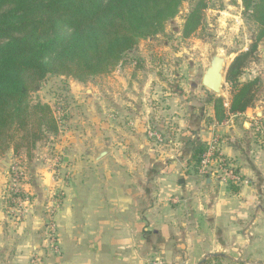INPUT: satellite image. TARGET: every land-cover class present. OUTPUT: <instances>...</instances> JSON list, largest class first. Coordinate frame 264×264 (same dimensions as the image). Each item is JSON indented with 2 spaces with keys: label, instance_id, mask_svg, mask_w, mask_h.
<instances>
[{
  "label": "crops",
  "instance_id": "obj_1",
  "mask_svg": "<svg viewBox=\"0 0 264 264\" xmlns=\"http://www.w3.org/2000/svg\"><path fill=\"white\" fill-rule=\"evenodd\" d=\"M262 83L253 107L217 122L212 92L201 81L189 83L198 97H181L179 105L168 83L149 81L136 91V160L122 154L128 152L122 145L104 147L113 139L104 126H78L56 148L65 149L62 164H55L56 150L47 153L56 165L47 171L48 183L60 194L26 212L4 197L7 171L0 166V264H27L29 239L50 218L60 249L48 264H264ZM212 132L240 182L199 174L194 152ZM102 149L107 153L95 160ZM9 161L0 155L6 168ZM49 205L52 212L45 210Z\"/></svg>",
  "mask_w": 264,
  "mask_h": 264
},
{
  "label": "rangeland",
  "instance_id": "obj_2",
  "mask_svg": "<svg viewBox=\"0 0 264 264\" xmlns=\"http://www.w3.org/2000/svg\"><path fill=\"white\" fill-rule=\"evenodd\" d=\"M197 1L183 0L173 18L165 21L154 36L140 39L122 55L110 72L91 77L85 82L69 76L48 74L39 88L30 93L31 102H46L51 106L59 130L57 134H49L38 141L29 157L24 149L11 156L6 155L10 149L0 154L2 158L10 160L8 168L0 163L1 170L7 171L4 197L9 198L10 207H17L12 200L26 198L31 205L40 199H53L60 194L61 190L48 183L51 176L47 171L56 168V165L52 166L47 153L56 150L55 164H62L65 149L56 148L62 145L60 143L66 144L67 135L78 126L92 125L98 131L104 126L113 135V139L104 141V147L122 145L128 150L122 154L136 160V91L144 90L145 84L157 80L170 85L166 90L177 99L176 104L179 105L181 97L193 102L198 97V90L190 84L201 81L208 65L206 54L212 47L225 57L226 62L223 92L220 95L212 92L213 95L209 93V96H221L228 102L230 91L225 79L226 71L235 56L252 48L259 27L247 18L241 0H205L206 8L200 28L184 37L182 26L185 17ZM254 77L259 80L257 101L263 93L264 36L256 41V47L239 80ZM136 82L140 83L137 88ZM11 164L15 166L16 174L11 173ZM64 177H67V173ZM51 209L52 205L45 207L47 212H52ZM11 215L15 224L20 223L18 215L15 216L14 212ZM47 224L43 232L35 234L34 240L29 239V247L25 249L28 253L27 264H34L32 261L48 264L58 255L60 248L53 219H48ZM14 228L12 235L16 236L19 230L16 226Z\"/></svg>",
  "mask_w": 264,
  "mask_h": 264
},
{
  "label": "trees",
  "instance_id": "obj_3",
  "mask_svg": "<svg viewBox=\"0 0 264 264\" xmlns=\"http://www.w3.org/2000/svg\"><path fill=\"white\" fill-rule=\"evenodd\" d=\"M183 0H0V154L7 149L26 156L38 141L58 133V120L46 102H31L48 74L80 82L110 72L140 39L154 36L173 18ZM248 19L264 36V0H241ZM205 0L185 17L182 34L202 24ZM256 41L235 56L226 71L230 97L211 100L217 122L253 107L258 78L240 81ZM202 147L194 152L197 157Z\"/></svg>",
  "mask_w": 264,
  "mask_h": 264
},
{
  "label": "built area",
  "instance_id": "obj_4",
  "mask_svg": "<svg viewBox=\"0 0 264 264\" xmlns=\"http://www.w3.org/2000/svg\"><path fill=\"white\" fill-rule=\"evenodd\" d=\"M149 135L159 138L157 133L149 132ZM219 139L220 137L217 132L211 133L210 138L202 147V151L198 156L197 170L199 174L203 176L206 174H214L218 180L227 184L238 183L241 180L240 173L234 161L221 153L219 149ZM10 167L11 173L16 174L17 170L15 166L11 164ZM12 201L17 205V207L21 208V212H26L30 207V202L26 198L24 200L16 199V201ZM32 263L39 264V262L36 261H32Z\"/></svg>",
  "mask_w": 264,
  "mask_h": 264
},
{
  "label": "water",
  "instance_id": "obj_5",
  "mask_svg": "<svg viewBox=\"0 0 264 264\" xmlns=\"http://www.w3.org/2000/svg\"><path fill=\"white\" fill-rule=\"evenodd\" d=\"M206 60L208 65L202 73L201 84L216 95H220L223 92L226 59L212 47L206 54ZM106 153L107 149H102L96 154L94 159L98 160Z\"/></svg>",
  "mask_w": 264,
  "mask_h": 264
}]
</instances>
